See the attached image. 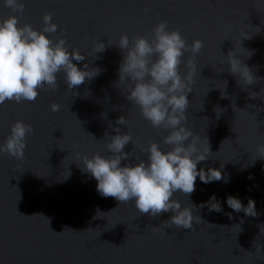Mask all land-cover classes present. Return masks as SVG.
I'll list each match as a JSON object with an SVG mask.
<instances>
[{
	"label": "water",
	"instance_id": "obj_1",
	"mask_svg": "<svg viewBox=\"0 0 264 264\" xmlns=\"http://www.w3.org/2000/svg\"><path fill=\"white\" fill-rule=\"evenodd\" d=\"M22 3L23 13H13L0 0V20L17 15L20 25L38 30L43 27L42 17L51 13L52 22L59 26L53 35L66 39L70 50L86 57L78 66L88 63L102 71L74 89L78 95L67 89L61 72L57 87L43 86L34 101L0 104V145L16 121L33 129L23 159L0 154V264H264V159H258L264 158L258 152L264 144V0ZM162 21L170 30H179L189 46L203 41L195 58L186 126L194 135L207 137L214 153L197 169L224 165L222 175L230 177L227 183L222 179L209 184L197 178L189 199L181 192L174 194L173 199L184 207L199 206L212 195L220 202L219 213L193 208L192 229L168 227L165 222L171 213L141 216L134 201L119 204L113 197H102L96 180L82 172L77 159L108 154L104 134L115 135L110 125L130 131L139 146L133 149L129 143L125 148L133 150V162L146 160L140 148L151 143L168 149L163 143L168 132L153 128L126 99L125 86L118 84L120 49L108 47L96 54L99 59L94 53L98 40L115 45L122 34L130 40L147 37ZM242 36H251L241 45L246 51L254 50L250 58L239 48ZM234 45L256 83L241 87L227 71L222 53L227 56ZM191 58V51L185 53L180 66L184 75ZM252 93L257 97L251 98ZM53 104L60 105L59 111L51 110ZM121 116L127 119L128 129L116 125ZM68 171L71 175L65 179ZM229 195L245 206L253 199L258 215L230 209Z\"/></svg>",
	"mask_w": 264,
	"mask_h": 264
},
{
	"label": "clouds",
	"instance_id": "obj_2",
	"mask_svg": "<svg viewBox=\"0 0 264 264\" xmlns=\"http://www.w3.org/2000/svg\"><path fill=\"white\" fill-rule=\"evenodd\" d=\"M4 4L13 13L24 11L22 0H4ZM42 20L43 27L38 30L30 24L20 25L17 15L0 20V104L5 101H34L43 86L57 87V75L61 72L67 89L78 95L74 89L86 81L91 82L101 73V68L90 67L88 63L78 66L86 57L77 50H70L66 39L53 35L59 26L52 22L51 13L45 14ZM250 38L242 36L239 48L246 51L241 46L242 41ZM111 46L118 47L122 54L118 84L125 86L126 99L140 110L141 116L153 128L168 132L163 143L169 147L164 149L157 143H151L147 148L141 147L140 150L146 153V160L133 162V150L126 152L125 148L129 143L134 146L133 149L139 146L133 143L130 131L124 133L120 127L110 125L115 135L104 134L108 154L78 156L82 164L79 168L96 180V191L102 197H113L119 204L134 201L141 216L157 217L162 213H171L165 222L168 227L192 229L193 208L207 207L209 212L219 213L223 211L220 202L212 195L206 203L184 207L173 199L174 194L181 192L189 199L195 191L197 178L204 184L222 179L227 183L230 179L222 175L224 165L220 169L209 168L207 171L197 169L198 164L211 158L214 153L210 150L207 137L194 135L186 126L190 103L188 97L192 92L191 83L197 67L195 58L203 47V41L195 40L189 46L179 30H170L167 23L162 21L147 37L137 36L130 40L127 34H122L115 45L98 40L94 45L95 59H99L97 53H103ZM189 51L192 58L187 61L189 72L184 75L180 66L184 63L185 53ZM246 52L247 58H250L254 50ZM222 55L227 71L241 87L256 83L257 78L235 45L227 56ZM220 69L221 72L225 70L223 67ZM224 84L226 87L227 81ZM252 94L251 98L257 97L256 93ZM59 109L60 105H51L52 111ZM115 123L128 129L127 119L123 116ZM32 131L31 125L16 121L11 126L9 136L0 145V154L7 153L15 159H23L26 139ZM205 142L206 147L203 146ZM258 152L264 157V144L258 146ZM70 175L68 171L65 179ZM248 178L253 179L251 175ZM226 204L237 213L243 212L250 217L258 215L256 202L251 198L245 206L238 197L229 195ZM228 215L232 219L231 214ZM257 251H261V248Z\"/></svg>",
	"mask_w": 264,
	"mask_h": 264
}]
</instances>
